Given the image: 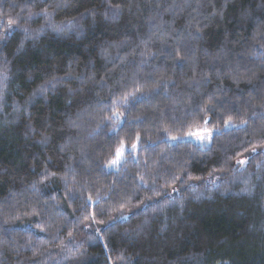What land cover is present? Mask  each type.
<instances>
[{
	"label": "trees",
	"instance_id": "trees-1",
	"mask_svg": "<svg viewBox=\"0 0 264 264\" xmlns=\"http://www.w3.org/2000/svg\"><path fill=\"white\" fill-rule=\"evenodd\" d=\"M0 264H264V0H0Z\"/></svg>",
	"mask_w": 264,
	"mask_h": 264
},
{
	"label": "snow or ice",
	"instance_id": "snow-or-ice-1",
	"mask_svg": "<svg viewBox=\"0 0 264 264\" xmlns=\"http://www.w3.org/2000/svg\"><path fill=\"white\" fill-rule=\"evenodd\" d=\"M117 115H119V114L117 113ZM206 123H207V121H206ZM224 123L227 126V125L231 124V120L230 119L229 120H226ZM212 132H213L212 129L204 128L203 129V134H199V133H189V135H195L198 140L204 141V140H208V139L211 138ZM173 139H176V138L173 137ZM132 147L135 148L136 145L134 144ZM252 151L255 152L256 149L253 148ZM120 159H121V150L118 149L117 150V158L115 160L110 161V164L115 165V164H117L119 162ZM239 163L243 164L244 161L241 160V161H239Z\"/></svg>",
	"mask_w": 264,
	"mask_h": 264
},
{
	"label": "rangeland",
	"instance_id": "rangeland-1",
	"mask_svg": "<svg viewBox=\"0 0 264 264\" xmlns=\"http://www.w3.org/2000/svg\"><path fill=\"white\" fill-rule=\"evenodd\" d=\"M195 138H196V136H195Z\"/></svg>",
	"mask_w": 264,
	"mask_h": 264
}]
</instances>
